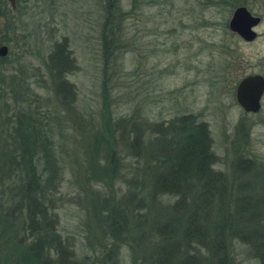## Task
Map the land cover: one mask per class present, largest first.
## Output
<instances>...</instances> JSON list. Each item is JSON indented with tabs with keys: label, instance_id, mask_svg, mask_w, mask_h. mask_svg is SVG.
I'll return each instance as SVG.
<instances>
[{
	"label": "rangeland",
	"instance_id": "374dc122",
	"mask_svg": "<svg viewBox=\"0 0 264 264\" xmlns=\"http://www.w3.org/2000/svg\"><path fill=\"white\" fill-rule=\"evenodd\" d=\"M104 2L17 0L16 10L8 2L13 24L4 69L19 77L30 97L18 105L8 97L0 141L8 139L7 119L16 107L40 111L41 124L52 128L62 164L55 224L67 249L65 264H155L142 261L149 238L139 245L113 242L100 224L107 214L100 206L124 204L143 180L153 161L154 127L194 115L208 126L215 170L230 183L232 216L236 164L251 161L264 170V97L257 114L246 113L236 98L244 78L264 76V0H120L127 13L124 47L109 61L101 43ZM240 7L262 18L252 42L229 29ZM62 42L75 64L67 75L75 91L70 106L58 101L49 69L51 51ZM108 126L116 156L107 164L100 147H108L102 136L110 135ZM227 242L226 264H260L237 235L228 233ZM130 244L138 247L137 261Z\"/></svg>",
	"mask_w": 264,
	"mask_h": 264
},
{
	"label": "trees",
	"instance_id": "16d2710c",
	"mask_svg": "<svg viewBox=\"0 0 264 264\" xmlns=\"http://www.w3.org/2000/svg\"><path fill=\"white\" fill-rule=\"evenodd\" d=\"M104 1L101 43L109 61L124 47L127 13L120 0ZM9 14L13 12L8 1L0 0V47L9 44L13 24ZM7 59L0 57V117L8 97L17 105L27 102L24 96L30 97L19 77L4 69ZM74 68L67 42L55 44L49 57L50 76L57 85V99L65 106L74 101L75 91L67 80ZM40 115V111L16 107L7 119L8 139L0 141V264L67 263V249L55 224L62 164L53 130L48 123L41 124ZM198 119L182 115L167 126L154 127L153 161L145 170L147 178L143 176L130 189L124 204L100 206L101 211L107 210L100 219L102 229L111 233L114 243L123 238L139 245L149 238L147 257L142 261L155 264H226L231 232L264 264V170L258 171L251 161L236 164L237 195L230 216V183L215 170L209 129ZM135 128L140 135V127ZM107 130L110 135L102 136L108 147L101 146L100 151L108 164L116 156V148L109 126ZM164 197L178 200L164 205ZM133 244L137 261L138 247ZM111 253L113 249L108 255Z\"/></svg>",
	"mask_w": 264,
	"mask_h": 264
},
{
	"label": "water",
	"instance_id": "95a60500",
	"mask_svg": "<svg viewBox=\"0 0 264 264\" xmlns=\"http://www.w3.org/2000/svg\"><path fill=\"white\" fill-rule=\"evenodd\" d=\"M13 10L17 9V0H7ZM261 23L259 17L253 16L246 7H240L229 23V29L246 42L256 40L258 34L255 28ZM9 53L6 45L0 47V57L5 58ZM264 96V76L251 75L244 78L237 87L236 98L238 104L246 113L257 114L262 108Z\"/></svg>",
	"mask_w": 264,
	"mask_h": 264
},
{
	"label": "flooded vegetation",
	"instance_id": "af4514ba",
	"mask_svg": "<svg viewBox=\"0 0 264 264\" xmlns=\"http://www.w3.org/2000/svg\"><path fill=\"white\" fill-rule=\"evenodd\" d=\"M250 12V11H249ZM253 16H255V17H259L258 15H255V14H253L252 12H250ZM260 19H262L261 17H259ZM256 29V28H255ZM264 97V96H263Z\"/></svg>",
	"mask_w": 264,
	"mask_h": 264
}]
</instances>
